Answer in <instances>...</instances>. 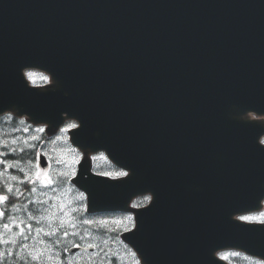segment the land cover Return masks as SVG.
I'll list each match as a JSON object with an SVG mask.
<instances>
[{
    "label": "water",
    "instance_id": "1",
    "mask_svg": "<svg viewBox=\"0 0 264 264\" xmlns=\"http://www.w3.org/2000/svg\"><path fill=\"white\" fill-rule=\"evenodd\" d=\"M250 111L264 115V0H0V114L50 133L75 118V145L129 171L85 158L74 181L90 211L135 212L124 239L143 264H230L228 248L264 259V224L235 217L264 200V120Z\"/></svg>",
    "mask_w": 264,
    "mask_h": 264
},
{
    "label": "rangeland",
    "instance_id": "2",
    "mask_svg": "<svg viewBox=\"0 0 264 264\" xmlns=\"http://www.w3.org/2000/svg\"><path fill=\"white\" fill-rule=\"evenodd\" d=\"M28 72L34 74L31 80H36L38 82H34L35 84H45L41 83L42 72L37 70H28L27 73ZM70 122L76 121L70 120L67 123ZM37 127L45 128V132L39 133L32 130ZM32 129L29 130V135H31V137L35 136L40 138L37 140L38 144H43L42 151H44L53 162V171L48 169L46 170V174L51 176L55 183L48 187L42 186L43 191L39 193V203L37 204L36 212L33 213L39 219V224H32L33 230L30 232L31 235L27 230V238L23 237L21 250L30 257L43 253L41 257L43 264H59V260L62 259L61 253L60 256L57 257L58 249L54 250L52 245L47 243L48 240L45 239L44 233L49 231L54 232L58 230L60 226L70 224L72 229H75L76 233L81 234V238L86 245L92 244L99 247L97 252L104 248H110L112 252L121 258L123 264H141L135 251L121 238H111L110 235L106 237L95 232L92 228H86L83 231L80 229V222L77 219L83 216L85 220L91 221L88 225H101L111 230H130L133 228V223H129L127 217L131 215L134 218V215L132 213L110 212L85 213L87 210L86 195L73 183V178L77 174L78 164L83 158V153L72 145L69 138V131L64 133L59 131L57 134L51 135L47 132L44 124L33 125ZM57 136L61 138L57 140ZM28 161L29 160L20 162L19 167L24 169L23 173L25 175L34 177L35 173L40 172L42 168L40 166L37 167V161L31 160V163H28ZM93 169L98 173H108L110 174L109 176L112 177H118L116 174L123 171L114 166L103 153L94 154ZM5 173L6 171H3V174ZM61 173L64 174L62 176L65 177V180L63 182H57L53 174L60 176ZM44 175L45 173L41 172V185ZM144 202L145 199L142 197V199L139 198V201L136 199L134 204L142 205ZM262 212H264V210L243 215L259 217ZM37 228H43L44 232L38 233L36 231ZM91 253V251L87 250L77 254L68 253L67 259L71 264H89ZM249 262L251 264H260V261L255 260H249Z\"/></svg>",
    "mask_w": 264,
    "mask_h": 264
},
{
    "label": "trees",
    "instance_id": "3",
    "mask_svg": "<svg viewBox=\"0 0 264 264\" xmlns=\"http://www.w3.org/2000/svg\"><path fill=\"white\" fill-rule=\"evenodd\" d=\"M21 118H17L14 115L8 113L5 115L0 116V144H6L7 147H0V152H5L7 155L0 156V159L7 160L9 163L13 160H30V159H36V152L39 151L41 148L37 141H28L27 136L29 134L28 131H24L25 128L28 127V123L26 119L23 118V120L26 121L25 124H20L19 121ZM13 140L16 141L15 144H13ZM27 141V144L25 143ZM28 145H35V149H29ZM10 148H16L17 151L13 154L9 152ZM24 148L26 149L25 152H20L19 149ZM4 165H0V168ZM10 176L17 175V181H12L8 179L7 177L2 178L0 177V189L11 187L12 193L9 195L11 196V199L9 203L6 206V215L3 220H0V225L2 224H8L9 227L7 229H4L0 227V239H2L4 242L0 243V253L4 254V264H24V260L28 259L29 264H35V262L30 260V257L25 254L22 250H20L21 245V238L19 236L16 237L13 236V234H16V231L20 230L19 227L14 225L13 223L16 222L15 219L9 220L8 216H11L14 218L16 215V207L14 204H12L16 200H28L32 196V192L30 189L32 188L31 183L29 181H25L24 183H21L23 179V174L20 172L16 167H9L6 170ZM16 188L19 190L16 191ZM29 213H23L21 215V220H27ZM27 222V224H28ZM99 231H105L103 227H97ZM67 231L69 235L67 237H63V233ZM11 234V235H8ZM121 232L116 231L114 232V237H120ZM51 241L60 240L59 245H63L64 249L66 246L69 247L73 243H79L80 237L78 234L73 235V231H71L68 227H61L54 235L49 237ZM63 252V251H62ZM63 260L64 264H69V261L66 258V255L63 253ZM248 257L246 255L238 253L236 255H233L232 253H228V259L233 262L234 264H249L247 261ZM121 264L120 257H118L116 254L112 253L109 249L101 251L100 254L94 256L90 260V264Z\"/></svg>",
    "mask_w": 264,
    "mask_h": 264
},
{
    "label": "snow or ice",
    "instance_id": "4",
    "mask_svg": "<svg viewBox=\"0 0 264 264\" xmlns=\"http://www.w3.org/2000/svg\"><path fill=\"white\" fill-rule=\"evenodd\" d=\"M26 75L28 76L29 79H31L34 74L32 72H28ZM41 79L44 80V81H49L50 80V77L49 76H43V75H41ZM19 123L20 124H25L26 121L23 120V119H21L19 121ZM80 127H81L80 124H78L76 122H70V123H66L64 127L60 128L59 131L61 133H64V132H68V131L73 130V129H79ZM30 129H32V125L31 124H29L28 127L24 129V131H28ZM32 130H34L36 132H39V133L45 132V128H43V127H37L35 129H32ZM60 138H61L60 136H57L56 137L57 140H59ZM32 139L33 140H39L40 138L34 136V137H32ZM12 143L15 144L16 141L13 140ZM25 143L27 144V141H25ZM0 147H7V145L6 144H0ZM28 148L29 149H35V145H28ZM16 151H17L16 148H10L9 149V152L10 153H13V154ZM19 151L23 153V152L26 151V149L21 148V149H19ZM5 155H7L5 152H0V156H5ZM42 155H43V153L37 151L36 152V159H39ZM28 163H31V160H29ZM19 164H20V160H13V161H11V163H9L7 160L0 159V165H4V170L3 171H6L7 168H9V167H17L20 172H23L24 169L23 168H19ZM37 167H39V165H37ZM3 171H0V176L3 175ZM41 172H44L45 173L44 178H43V181H42V186L43 187H48V186H51V185H53L55 183V181H53L52 177L46 174V169H41L40 172L35 173V178H36L35 180H31V178L30 177H27V176H26V180H31V183H35L36 180H40V178H41ZM60 175L62 176L64 174L61 173ZM103 175H110V174L104 173ZM116 175L118 177H129V172H127V171H121V172H118ZM13 178L15 179V177H13ZM24 182L25 181H21V183H24ZM12 191L13 190H12L11 187H7V188L0 189V220H3L5 218V215H6V206H7V204L9 203V201L11 199V196L9 194L12 193ZM30 191L31 192H35L36 189L35 188H31ZM81 195H83V194H81ZM151 199H152L151 196L145 197V200L150 201ZM30 203H33L34 204L35 201H32ZM138 206L139 205H137V204H133L131 207L132 208H137ZM8 219L9 220H12L14 218L11 217V216H8ZM28 219L29 220L36 219L37 220V223H39V219L33 213H31V212L29 213ZM236 219L238 221L244 222V223L258 222L260 224H264V212L260 213L259 217H254V216H249V215H241V216H238ZM127 220L129 221V223H133V227H135L133 216L129 215L127 217ZM83 223L88 224V223H91V221L85 220V221H83ZM0 227H2L4 229H7L9 227V225L5 223V224L0 225ZM17 227L20 228V234L21 235L24 234V231H23L24 227H27V229H28L29 232H31L33 230V225L30 224V223L25 224L24 221H20V223L17 225ZM36 231L38 233H40V232H44V229L43 228H37ZM54 234L55 233L53 231H49V232L45 233V235H47L49 237H51ZM68 235H69V233L67 231H65L63 233V237H67ZM73 235H76V233H73ZM25 238H27V236H25ZM3 242L4 241L2 239H0V243H3ZM47 243L51 244L52 247H54V248H58L59 247V244H60V240L59 239L56 240V241L49 240ZM72 247L73 248H79L80 245L77 244V243H73L72 244ZM89 247H98V246L97 245L90 244ZM62 251H63L64 254H67V252H68L67 246ZM42 256H43V253H40V254H38L36 256L30 257V260L33 261V262H35V264H43V261L41 259ZM59 256H60V252L58 251L57 252V257H59ZM3 257H4V254L3 253H0V264H4ZM24 264H29V260L28 259L24 260ZM59 264H64V260L63 259H60L59 260ZM69 264H71L70 261H69ZM101 264H103V262H101ZM260 264H264V261L260 262Z\"/></svg>",
    "mask_w": 264,
    "mask_h": 264
},
{
    "label": "flooded vegetation",
    "instance_id": "5",
    "mask_svg": "<svg viewBox=\"0 0 264 264\" xmlns=\"http://www.w3.org/2000/svg\"><path fill=\"white\" fill-rule=\"evenodd\" d=\"M16 205H18V203H16Z\"/></svg>",
    "mask_w": 264,
    "mask_h": 264
}]
</instances>
